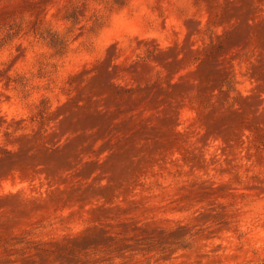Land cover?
Wrapping results in <instances>:
<instances>
[{
    "label": "rangeland",
    "instance_id": "1",
    "mask_svg": "<svg viewBox=\"0 0 264 264\" xmlns=\"http://www.w3.org/2000/svg\"><path fill=\"white\" fill-rule=\"evenodd\" d=\"M0 264H264V0H0Z\"/></svg>",
    "mask_w": 264,
    "mask_h": 264
}]
</instances>
